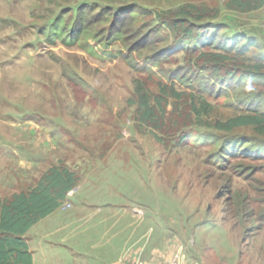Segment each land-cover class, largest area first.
Here are the masks:
<instances>
[{
    "label": "rangeland",
    "instance_id": "1",
    "mask_svg": "<svg viewBox=\"0 0 264 264\" xmlns=\"http://www.w3.org/2000/svg\"><path fill=\"white\" fill-rule=\"evenodd\" d=\"M230 2L0 0V199L52 166L79 178L64 209L24 234L33 264H119V227L145 234L140 246L168 238L186 264H264V134L214 127L264 112V5L242 12ZM188 4L207 9L186 19L196 33L256 43L229 56L231 76L197 77L199 53H185L193 43L166 28ZM57 23L67 35L51 32ZM170 73H185L193 83L177 88L206 103L198 121L173 116L165 135L139 121L134 87L157 96Z\"/></svg>",
    "mask_w": 264,
    "mask_h": 264
},
{
    "label": "trees",
    "instance_id": "2",
    "mask_svg": "<svg viewBox=\"0 0 264 264\" xmlns=\"http://www.w3.org/2000/svg\"><path fill=\"white\" fill-rule=\"evenodd\" d=\"M263 5L264 0H231L229 4L232 9L242 12L260 8ZM206 17H208L206 8L188 4L164 22L168 30L193 43L191 47L185 48V53L190 54V57L199 53L193 63V66L199 68L197 77L231 76L233 71L228 70L226 64L229 56H245L251 52V48L257 45L254 41H248L246 46L239 45L243 41L240 37L233 38L229 42L228 38H218L217 33H196L192 26L186 24L188 18L197 21ZM81 30L86 32V29ZM51 32L58 36L68 34L64 23L54 25ZM121 33V30H117L114 35L120 36ZM202 48H212L219 52L200 51ZM186 60L192 61V59ZM256 66L258 72L264 70V56L260 57V63ZM161 76L165 78V75ZM166 78L163 82L158 81L159 94L157 96H151L145 85L141 83H137L134 87V100L137 104L139 121L165 135L173 132L178 123V120H172L173 116L182 117L187 121L196 118L198 121L202 115L201 110H204V107L200 108V106L206 103L204 101L198 105V100L194 99V95L182 90L193 83L185 73H170ZM178 86L182 89H178ZM213 92L207 91V95ZM165 104L171 108L165 110ZM245 126H251L256 132L264 134V112L239 113L225 120H218L214 125L215 128L223 131H232ZM159 140H162V137H159ZM235 149L231 146L227 148L230 152H235ZM78 181L79 178L75 173L66 167L52 166L40 177L33 188L14 193L9 200L0 199V264H32V255L23 238L24 234L34 224L59 208L67 194L76 187Z\"/></svg>",
    "mask_w": 264,
    "mask_h": 264
},
{
    "label": "crops",
    "instance_id": "3",
    "mask_svg": "<svg viewBox=\"0 0 264 264\" xmlns=\"http://www.w3.org/2000/svg\"><path fill=\"white\" fill-rule=\"evenodd\" d=\"M71 191L67 194L66 198L63 200L61 208H63L64 207L63 205L66 204L64 202H66V199L71 193ZM70 207L71 205H68L67 208ZM122 219L123 217L118 216L113 221L116 223V225H118L122 221ZM123 221L127 222L125 218L123 219ZM67 225L68 224L62 225L63 229H66L68 227ZM76 229L78 228L76 227ZM76 229H71V233L75 234ZM115 234L116 235L114 237L120 239L117 247L115 248L116 249L115 258H116V262L119 264H133L140 258L142 260L141 261L142 264H164L172 256L174 252H178V246H176L177 244L169 243L170 240L168 238L165 239L161 247H151V246L149 247L147 245L148 238L145 239V241H143L142 246L138 245L140 240L145 237V234L143 235L138 234L135 229L128 230L125 228L124 231L123 228L119 227ZM64 237H66V234ZM108 250L109 247L107 248V252ZM32 264H33V258H32Z\"/></svg>",
    "mask_w": 264,
    "mask_h": 264
},
{
    "label": "built area",
    "instance_id": "4",
    "mask_svg": "<svg viewBox=\"0 0 264 264\" xmlns=\"http://www.w3.org/2000/svg\"><path fill=\"white\" fill-rule=\"evenodd\" d=\"M164 264H186L185 260L178 255V252H174L172 256Z\"/></svg>",
    "mask_w": 264,
    "mask_h": 264
},
{
    "label": "clouds",
    "instance_id": "5",
    "mask_svg": "<svg viewBox=\"0 0 264 264\" xmlns=\"http://www.w3.org/2000/svg\"><path fill=\"white\" fill-rule=\"evenodd\" d=\"M248 87H249V90H251V86L249 85Z\"/></svg>",
    "mask_w": 264,
    "mask_h": 264
}]
</instances>
